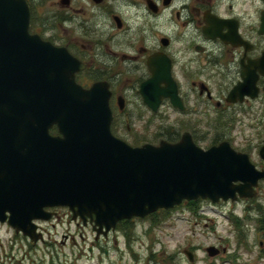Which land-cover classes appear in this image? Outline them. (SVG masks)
Returning <instances> with one entry per match:
<instances>
[{
  "label": "flooded vegetation",
  "instance_id": "flooded-vegetation-1",
  "mask_svg": "<svg viewBox=\"0 0 264 264\" xmlns=\"http://www.w3.org/2000/svg\"><path fill=\"white\" fill-rule=\"evenodd\" d=\"M25 2L29 32L65 49L80 64L75 82L84 89L106 85L115 138L138 147L161 140L176 143L189 135L205 150L227 142L235 152L247 155L256 170L264 171L260 155L264 145V0ZM157 27L164 29L158 36ZM234 87L240 92L230 96ZM164 107V124L153 125L151 115ZM147 112L150 119L145 117ZM250 119L255 130L247 136L245 122ZM22 127L26 131L27 126ZM47 135L61 136L55 124L47 127ZM21 152L17 139H12L5 165L10 182L17 176L15 155ZM263 183L264 179L257 182L254 196L208 202L216 216L213 226L220 217L221 223L227 222L222 223L226 234L231 235L216 237L214 264H264ZM43 210L55 213V221L62 215L72 221L67 208ZM41 222L36 221L39 231ZM74 224L82 227L81 221ZM108 234L100 235L96 243ZM93 247L91 243L90 255ZM103 252L108 255L107 249Z\"/></svg>",
  "mask_w": 264,
  "mask_h": 264
},
{
  "label": "water",
  "instance_id": "water-1",
  "mask_svg": "<svg viewBox=\"0 0 264 264\" xmlns=\"http://www.w3.org/2000/svg\"><path fill=\"white\" fill-rule=\"evenodd\" d=\"M28 28L24 0H0V223L35 243L42 237L33 220L54 214L46 207L65 206L84 226L88 218L98 236L119 221L184 201L253 196L264 172L226 142L202 150L183 135L177 143L133 148L113 137L106 85L76 84L80 64ZM238 92L234 87L230 96ZM52 124L61 136L47 135ZM14 138L22 152L10 182L5 165ZM260 154L264 159V145ZM215 250L206 251L212 257ZM185 254L193 261L191 252Z\"/></svg>",
  "mask_w": 264,
  "mask_h": 264
},
{
  "label": "rangeland",
  "instance_id": "rangeland-1",
  "mask_svg": "<svg viewBox=\"0 0 264 264\" xmlns=\"http://www.w3.org/2000/svg\"><path fill=\"white\" fill-rule=\"evenodd\" d=\"M157 29L160 30L156 32L157 36L164 31L162 27ZM164 112L165 107L159 114L147 112L145 117L150 119L151 115L153 125H163ZM245 125L249 136L255 130V121L247 120ZM215 219L214 207L205 201L192 208L186 205L169 211L159 210L143 219L118 223L107 239L100 238L96 243L89 226L79 228L68 215H62L58 221L41 223L44 241H38L34 248L24 236L0 224V264H214L204 249L215 244L217 236L231 237L226 234L227 226L223 225L227 222L223 219L222 224L218 217L217 225L213 226ZM63 235H66L65 239ZM91 243L95 244L92 255L88 253ZM104 249L108 251L107 256ZM185 250L195 254L192 263L188 262ZM25 253L28 257L23 260Z\"/></svg>",
  "mask_w": 264,
  "mask_h": 264
}]
</instances>
